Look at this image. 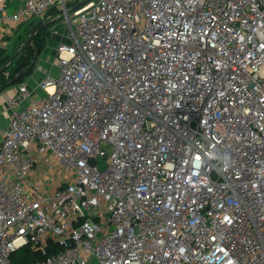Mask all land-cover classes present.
I'll list each match as a JSON object with an SVG mask.
<instances>
[{
	"label": "built area",
	"instance_id": "1",
	"mask_svg": "<svg viewBox=\"0 0 264 264\" xmlns=\"http://www.w3.org/2000/svg\"><path fill=\"white\" fill-rule=\"evenodd\" d=\"M5 8L0 52L18 25L70 31L7 101L0 264L50 242L34 264H264V0Z\"/></svg>",
	"mask_w": 264,
	"mask_h": 264
},
{
	"label": "trees",
	"instance_id": "2",
	"mask_svg": "<svg viewBox=\"0 0 264 264\" xmlns=\"http://www.w3.org/2000/svg\"><path fill=\"white\" fill-rule=\"evenodd\" d=\"M49 15H58V11L53 9L49 12ZM61 17V16H60ZM45 26L40 32V34L35 38V40L28 46V48L18 56L11 64L8 65L6 70L0 74V92L14 87L17 85L27 83L34 72L36 71L37 63L44 51L48 46V42L51 39V25L53 21L50 18H45ZM39 21L31 22V32L35 29ZM51 22V23H50ZM53 33V32H52ZM25 44V43H24ZM13 53L15 54L19 51L23 45ZM10 47V43H9ZM9 47L6 50L0 52V70L4 67L7 62L12 58V53H9ZM8 73V78L6 74ZM63 248L57 244L50 242L47 254H42L41 252L32 249L30 245L23 246L17 249L11 255L12 264H34L39 260H43L46 257L62 251Z\"/></svg>",
	"mask_w": 264,
	"mask_h": 264
},
{
	"label": "rangeland",
	"instance_id": "3",
	"mask_svg": "<svg viewBox=\"0 0 264 264\" xmlns=\"http://www.w3.org/2000/svg\"><path fill=\"white\" fill-rule=\"evenodd\" d=\"M72 8V4H68V10ZM73 13L69 14V18L72 19ZM52 21V20H50ZM51 23V22H50ZM31 24H25L23 26L18 25L15 28H12V32L10 36H7L6 40L10 43L9 47V53H12V57L14 56V51L18 49L22 44L26 43L28 40L29 36L31 35ZM51 39H53L55 42L62 43V44H68L69 39H68V32L70 31L69 24L67 18L65 17H58L55 21H53L51 25ZM55 46H51L50 43L48 42V46L44 53L46 54V61L43 63L42 56L38 60L37 64H42L45 68L47 69H52L53 73L55 75L59 74V67L57 65H52L51 62L57 58V53H55L54 50ZM52 50L54 52L51 54ZM52 55V56H51ZM6 77L8 78V73L6 74ZM44 78L45 76H41V73H37L36 71L32 75L31 79L27 82L29 84V87L31 89H34L36 87L37 82L39 81L40 78ZM19 85L10 87L3 92L0 93V98H6V95L11 94L15 89H17Z\"/></svg>",
	"mask_w": 264,
	"mask_h": 264
},
{
	"label": "crops",
	"instance_id": "4",
	"mask_svg": "<svg viewBox=\"0 0 264 264\" xmlns=\"http://www.w3.org/2000/svg\"><path fill=\"white\" fill-rule=\"evenodd\" d=\"M21 3H22V0H0V6L3 5L6 7L5 12L7 14H11V13L15 12L20 7ZM49 43L51 46H55L54 50L56 53L57 45L59 43L55 42L53 39H50ZM54 50H52L51 54L54 52ZM45 56H46V54L44 53V55L42 56V60H41V61H43V63L46 61L45 59H47ZM26 84L29 86L28 83H26ZM30 89H31V87H30ZM15 90L11 94L6 95V98H4V99L0 98V141L2 138V136H1L2 132L8 126V123H9L10 111H9V108L7 105V101H8V98H10L15 93ZM27 104H28V102H25V105H27Z\"/></svg>",
	"mask_w": 264,
	"mask_h": 264
},
{
	"label": "water",
	"instance_id": "5",
	"mask_svg": "<svg viewBox=\"0 0 264 264\" xmlns=\"http://www.w3.org/2000/svg\"><path fill=\"white\" fill-rule=\"evenodd\" d=\"M83 5L85 4H78L77 6H75L73 8V10H78L80 9ZM45 26V21L44 20H40L37 24V26L35 27V29L32 31L31 35L29 36L28 40L26 41V43L23 45V47L17 51L14 56L9 60V62H7V64L1 68L0 70V74L3 73L6 68L8 67L9 64H11L18 56H20L27 48L28 46L35 40V38L40 34V32L42 31V29Z\"/></svg>",
	"mask_w": 264,
	"mask_h": 264
}]
</instances>
